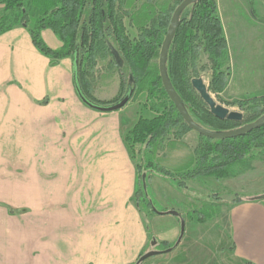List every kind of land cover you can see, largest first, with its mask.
<instances>
[{"label": "crops", "instance_id": "obj_1", "mask_svg": "<svg viewBox=\"0 0 264 264\" xmlns=\"http://www.w3.org/2000/svg\"><path fill=\"white\" fill-rule=\"evenodd\" d=\"M73 64L71 57L41 52L24 25L0 35V264H138L150 234L167 246L180 237L183 213L166 200L183 201L181 189L168 179H149L167 206L144 214L136 201L139 169L126 142L137 121L131 102L114 112L87 106L76 92ZM263 68L232 63L225 92L232 99L264 94L242 85L264 82ZM24 107L47 113L31 116L29 152L8 151L6 112ZM248 172L240 188L250 196L229 205L223 229L198 223L195 212L169 254L180 258L212 237L225 264H264V161Z\"/></svg>", "mask_w": 264, "mask_h": 264}, {"label": "trees", "instance_id": "obj_2", "mask_svg": "<svg viewBox=\"0 0 264 264\" xmlns=\"http://www.w3.org/2000/svg\"><path fill=\"white\" fill-rule=\"evenodd\" d=\"M123 2L124 0H0L4 5V13L0 16V35L16 25H24L29 28L34 44L47 56L57 59L71 56L74 61V86L79 98H86L98 105H109L118 100L109 103L93 98L85 75L89 68L97 64L99 58L109 53L117 64L124 84H127L123 96L129 91H133L131 98L136 92H146L144 106L156 113L153 117L140 116L126 135L128 148L134 158L133 148L136 144H147L149 148L156 139L167 138L175 126L179 131L191 128L168 96L158 65L154 64V58L158 57L164 41L169 15L161 22L153 21L149 26L137 25L138 32H132L131 26L125 23V17L119 13ZM30 23L32 27L29 26ZM46 28H51L61 39L63 44L60 49H54L43 42L41 31ZM226 43L216 0H198L189 5L181 15L179 27L167 53L166 67L171 83L194 121L211 131L238 128L264 114L263 94L240 101L242 107H247L249 111L244 114L242 122L219 119L193 88L190 76L192 57L200 45L204 44L209 50L214 69L210 89L218 92L224 90L227 79L220 68L229 61ZM113 50L118 53V58ZM200 137V146L195 149L194 156L185 167L177 173L160 169L174 178L182 177L177 182L180 188H184L187 179L211 176L220 180L238 176L239 173L252 169L256 155L264 153V125L233 138L212 139L201 134ZM150 153L152 151L147 152L145 161L152 166L153 156ZM137 166L140 170V165ZM210 217L206 214L197 222L209 221ZM153 238L150 234V239ZM174 246L175 243L168 247Z\"/></svg>", "mask_w": 264, "mask_h": 264}, {"label": "rangeland", "instance_id": "obj_3", "mask_svg": "<svg viewBox=\"0 0 264 264\" xmlns=\"http://www.w3.org/2000/svg\"><path fill=\"white\" fill-rule=\"evenodd\" d=\"M182 1L183 0H124L123 4L119 7L120 10H118L119 13L123 15V18L125 17V23L129 24L126 25L129 27L131 26L132 32H138V29L136 28L137 25L147 24L149 26L153 21L154 23H157L158 21L161 22L168 14L169 21L166 29L167 33L173 12ZM216 2L222 20L224 34L227 40L226 46L229 55V61L220 68V71L224 72L226 75L227 84L224 90L220 92L210 89L212 78L214 76V69L210 60L209 50L205 48L204 44L200 45L196 54H194V56L192 57L190 76L191 79L199 77L204 78L206 84L208 85L209 92L217 102L221 103L231 110L240 111L243 114H248L249 111L247 110V107L243 108L240 101L251 99L253 97H259L261 95L232 99V97H230L229 94L225 91L232 75V63L236 64L237 69H239L240 65H246L247 62L249 63V65L258 63L264 67V0H216ZM129 11L130 13H128ZM3 13L4 5L3 3H0V16ZM159 17L164 18L161 19ZM29 26L32 27V23H30ZM225 28H227V30L231 34L230 45L226 36ZM41 36L43 42L46 45L54 49H60L62 47L63 43L61 39L56 33H54L51 28L42 30ZM159 57L160 53L158 57L154 58V64L158 65V68ZM63 58L58 59L60 60ZM53 59L58 60L57 58ZM71 59L73 61L72 57ZM228 67L230 68L227 69ZM89 69L90 70H88V74L85 75V77L88 81L87 84L89 93L93 98L101 102L111 103L116 100H120L123 97L125 89L127 88V84H124L117 64L109 53H105V57L102 56V58H99L97 64ZM247 83L248 84L242 85H247L253 89L257 87L264 90V82L257 81L255 83L249 79L247 80ZM117 91L119 92L115 97L114 95H116L115 93ZM146 99V92L141 91L136 92L129 101L131 102L130 110L133 109V112L131 113H136L135 115H137V120L140 116L153 117L156 115L155 112L144 106V104L146 103ZM35 111L36 113L34 112V109H31L30 107H24L22 113L10 112L9 110L6 112L8 120H11L10 122H7L8 136L6 140L8 151H13L14 149H17V151L18 149H22L23 152L30 151L31 116L32 114L47 113L45 107H39ZM256 120L248 121L246 122V124L254 122ZM133 126L131 128H133ZM45 140L46 139H39V143ZM201 140L202 139L200 137V134L195 132L194 130L184 129L179 131L175 126L170 131L167 138L156 139L149 148L147 144L141 143H138L134 146V159L136 160V163L140 165V188L138 194L136 195V201L139 202L140 208L144 214L152 213V206L158 211H162L164 208L163 206H165L163 203H160V201L157 200V197V199L155 198L151 184L148 182L149 179L152 181L158 177L170 180L173 185H176L178 189H181L183 191L185 200L183 199V201L180 202L175 198L167 199L166 203L168 206H177V208L182 211V216L184 217L185 222H187V220L191 222L190 218H195V215H193L195 212H197L198 214L197 220L208 214L212 217H210L209 221L212 223V228H214L215 230L223 229V223L224 221H226L225 215L227 213L229 205L238 200L240 197L246 198L250 196L249 193H246L245 190L242 191L240 188L242 187L240 186V184H247V182H245V178L249 173V170L239 173L238 176H235L233 178L220 180L211 176H202L195 179H187L185 181L184 188H180L177 184V182L182 177L177 176L174 178L171 174L167 175L160 170L165 169L172 173H177L179 169H175V167L180 165L181 163L186 164L190 161V159L194 156L195 149L200 146ZM149 151H152V153H150V155L153 156L152 166L147 165L145 161L146 154ZM262 154L263 155H256L257 159L253 161V163L264 161V153ZM144 175L145 179L143 178ZM146 183L147 186L146 189H144ZM190 198L193 199V202H190ZM194 199L199 200V202H194ZM148 225L150 226V231L152 232L153 224L150 222L148 223ZM178 238L176 242H174L175 245L178 241ZM153 239H151L150 248L148 249V251H164L170 248L165 244V242H161L159 240H157V243L155 245H152ZM210 239L205 238L206 243L204 246L198 244V246H194L189 251V253H185L180 258H178V256L169 254L170 252L162 253L150 257L140 264H225V256L222 254V251L216 247V243H212L213 241Z\"/></svg>", "mask_w": 264, "mask_h": 264}, {"label": "water", "instance_id": "obj_4", "mask_svg": "<svg viewBox=\"0 0 264 264\" xmlns=\"http://www.w3.org/2000/svg\"><path fill=\"white\" fill-rule=\"evenodd\" d=\"M198 0H183L174 10L173 15L171 17L168 30L165 36V39L162 44L160 57H159V72L162 79L163 86L170 97V99L173 101L175 106L177 107L179 113L181 114L184 121L187 123V125L194 130L195 132L204 135L206 137L212 138V139H226V138H233L245 135L246 133H249L255 129L260 128L264 125V115L259 117L256 121L247 123L241 127L226 130V131H211L209 129H206L200 125H198L194 119L191 117L190 113L188 112L182 98L174 88L173 84L171 83V80L168 76L167 67H166V60H167V53L169 50V47L172 43V40L174 39L177 29L179 27L180 17L183 14L184 10L191 4L195 3ZM113 54L116 58L119 57L118 53L113 50ZM192 85L193 88L199 93L201 98L205 101V103L209 106L210 111L219 119H228L232 121H238L242 122L244 120V114L240 111L231 110L228 107L222 105L221 103L217 102L214 97L209 92L208 85L206 84V81L204 78H193L192 79ZM133 91H129L127 94H125L120 100H118L115 103L109 104V105H98L91 103L86 100V98H82V101L89 107L102 111V112H114L118 111L121 108H123L131 98ZM145 179V175L143 176ZM146 185V184H145ZM259 198H264V195H262ZM154 211L158 212L155 208H153ZM163 213V212H162ZM170 214L174 216H179V212L176 210H170ZM181 234L178 238V241L176 244H178L185 233V221L181 220ZM157 243L156 239L152 240V245H155ZM173 250V248H168L164 251H157V250H151L146 253H144L138 260V264L141 262L147 260L150 257L156 256L158 254L162 253H169Z\"/></svg>", "mask_w": 264, "mask_h": 264}]
</instances>
